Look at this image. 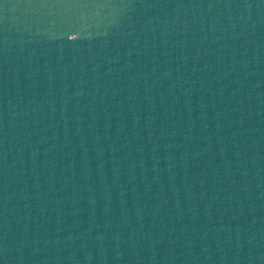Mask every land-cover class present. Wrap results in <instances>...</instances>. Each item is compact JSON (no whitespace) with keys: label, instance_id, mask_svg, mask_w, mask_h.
<instances>
[{"label":"water","instance_id":"1","mask_svg":"<svg viewBox=\"0 0 264 264\" xmlns=\"http://www.w3.org/2000/svg\"><path fill=\"white\" fill-rule=\"evenodd\" d=\"M0 264H264V0H0Z\"/></svg>","mask_w":264,"mask_h":264}]
</instances>
